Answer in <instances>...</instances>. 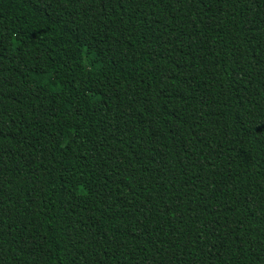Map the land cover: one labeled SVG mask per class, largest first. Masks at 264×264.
I'll return each instance as SVG.
<instances>
[{
  "label": "trees",
  "instance_id": "obj_1",
  "mask_svg": "<svg viewBox=\"0 0 264 264\" xmlns=\"http://www.w3.org/2000/svg\"><path fill=\"white\" fill-rule=\"evenodd\" d=\"M0 264H264V0H0Z\"/></svg>",
  "mask_w": 264,
  "mask_h": 264
}]
</instances>
